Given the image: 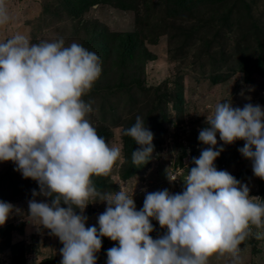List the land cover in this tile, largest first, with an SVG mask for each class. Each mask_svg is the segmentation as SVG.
Wrapping results in <instances>:
<instances>
[{"label":"clouds","instance_id":"9594fccd","mask_svg":"<svg viewBox=\"0 0 264 264\" xmlns=\"http://www.w3.org/2000/svg\"><path fill=\"white\" fill-rule=\"evenodd\" d=\"M10 20L6 0H0V26ZM101 64L95 52L76 42L65 46L63 38L31 43L17 33L0 41V161L14 162L24 178L37 181L40 191L33 190V197L51 198L30 200L28 215L59 238L60 264H96L102 237L118 241L107 250L106 264H208L214 254L241 264L240 244L253 235L264 239V233L252 232L253 226L264 228V203L229 172L217 170L214 161L223 151L216 147L217 134L224 144L245 141L238 151L264 180V108L218 103L206 116L209 126L199 132L198 140L209 147L193 158L185 190L148 193L137 210L133 193L105 195L92 180L108 176L121 157L119 147L97 134L88 119L91 104L83 99L100 77ZM122 134L141 146L132 152V163H146L154 146L145 121L137 116ZM97 199L105 211L98 228L86 227L83 211ZM12 210L0 201V226ZM151 219L167 229L163 236L149 235Z\"/></svg>","mask_w":264,"mask_h":264},{"label":"rangeland","instance_id":"374dc122","mask_svg":"<svg viewBox=\"0 0 264 264\" xmlns=\"http://www.w3.org/2000/svg\"><path fill=\"white\" fill-rule=\"evenodd\" d=\"M244 1L247 4L245 9L242 7L244 4L238 2H233V5L229 2L223 7L230 10L226 23L210 24L208 18L215 10L203 7L184 18L167 20L162 16L165 19L162 28H157V25L153 30L148 28L145 44L150 57L145 62L144 80L140 78L143 82L140 86L144 90L93 91L97 87L95 84H99L98 89L106 79H112L108 83L111 88L116 82L124 86L130 82L127 79L132 74L131 68L127 67L130 62H122L118 44L110 41L117 33L136 29L134 16L119 10L116 3L86 5L80 10L75 0H6L11 20L7 25L0 26V41L19 33L27 36L31 43L63 38L65 46H68L77 43L71 36L76 27L88 30V38H93L92 33L96 32L109 36L110 41L95 37L94 41H99L101 45L93 44L92 51L98 56L99 51L105 53L106 48L112 51L110 60L106 56L100 58L104 59L101 66H112L106 68L111 74L98 78L83 99L91 104L92 112L88 119L98 130V135L104 137L110 146L119 147L121 157L108 176L98 178L100 188L97 190L105 195L120 190L130 195L133 193L136 209L140 210L148 193L167 189L170 194H177L185 190L183 180L195 166L193 158H198L200 152L209 147L198 140L199 132L209 126L206 116L214 111L218 103L230 102L234 108L241 109L249 103L264 108V75L257 71H250L248 75L244 72L246 64L251 65L264 55V52L259 53L252 38L254 29H251L252 24L257 22L260 38L264 40V0ZM187 28H191L192 32H186L184 29ZM159 32L162 35H158ZM78 33L83 37L82 31ZM242 57L250 61L243 63ZM156 88L171 95L179 88L181 93L182 104L178 113L171 104L168 105L167 118L163 122L161 112L152 107ZM137 105H146L139 117L153 133L154 150L146 163L133 169L132 160L124 162L128 147L124 146L122 133L123 124L128 115L134 114ZM178 119L181 121L177 122ZM217 142V148L223 147L214 161L217 170L229 172L249 187L250 197H257L256 202L264 203V180L254 176L252 161L238 151L245 141L224 144L217 134ZM16 169L14 162L0 161V176L7 177L3 180L0 177V201L13 205L7 221L0 226V264H60L63 245L59 238L28 215L30 200L50 203L51 198L42 195L33 197V190L40 191L39 185L35 186L31 178H24ZM61 206L66 207L63 203ZM105 208V202L90 200L83 211V215L88 217L85 226L98 228V216ZM74 210L80 214L78 208ZM151 223L154 230L149 235L153 239L166 233L167 229L161 228L155 219H151ZM252 232L264 233V228L253 226ZM101 239L102 247L96 253V264H106L107 250L118 246V241L105 237ZM239 247L241 264H264V239L258 240L253 235ZM208 264H232V258L228 254H214Z\"/></svg>","mask_w":264,"mask_h":264},{"label":"trees","instance_id":"16d2710c","mask_svg":"<svg viewBox=\"0 0 264 264\" xmlns=\"http://www.w3.org/2000/svg\"><path fill=\"white\" fill-rule=\"evenodd\" d=\"M77 3V8L82 10L81 7L86 5H95V4H112L116 3V7L121 10V11H127L130 14H133L134 16V25H135V30L130 31V32H123V33H117L113 36L111 41L109 40V36L107 34L101 33L99 35V32L92 33L93 35L91 37L93 38H88L89 33L88 30L83 28V30L79 27H76V31L72 33L71 36H73L77 43L80 45L85 46L86 48H89L90 51L94 48V45H101V43H98L94 41L95 37H101V40H108L110 42H114L117 45V49L120 48V54H121V60L123 63H129L127 65L128 68H131L132 74L127 77V79H130V82L127 86H124L120 82H116L113 88L108 87V83L112 79H106L100 87L97 89L99 84H95L97 87L93 88V91L98 92V90H109L110 92H113L114 90H121L123 88H128V89H140L144 90L143 86H140L143 82L142 79L145 76V62L147 59L150 57V54L148 53L147 46L145 44V40L147 37V30L148 28L154 29L155 25L159 29L163 27L165 24V19L169 20L170 18H184L187 15L191 14L193 11L199 8H209L212 7L211 9L215 10L213 13L210 14L209 16V23H226L228 20V15L230 13V10L228 8H223L229 5V2H231V5H233V2L236 4L238 3H243L244 6H242L244 9L247 8V4L245 3L244 0H75ZM108 1V2H105ZM237 3V4H238ZM194 13V12H193ZM86 27V26H84ZM251 29L253 31V39L254 42L257 43V48L259 53L264 52V40H261V31L258 26V23L256 22L255 24H252ZM186 32L190 33L192 32L191 28L184 29ZM78 31L83 32V37L81 36V33H78ZM158 35H162L161 32H159ZM100 40V41H101ZM91 47V48H90ZM110 49H111V43H110ZM112 51L109 50V48H106L105 53H102L99 51V57L104 58H111L112 56ZM109 58V60H110ZM131 60V61H130ZM249 60V58H244L242 57L243 63H246ZM104 59H101V62H103ZM248 63V62H247ZM241 64V63H240ZM247 65V70H244L246 75L250 73V71H257L261 75H264V55L260 58L258 57L252 64L250 65L249 63ZM102 71L100 77H106L108 76V71H106L107 67H112L110 64L108 65H102ZM99 77V78H100ZM219 76H217L218 78ZM142 78V79H140ZM144 80V79H143ZM179 89V88H178ZM178 89L174 95L169 94L167 91H160L158 88L155 90L157 91L156 97H155V104L152 105V107L156 108L159 112H161L160 118L163 120H166L167 115H166V108L168 105L171 104V107L178 113V110L180 108V105L182 104V98H181V93L178 92ZM181 92V90H180ZM95 93V94H96ZM153 102V101H152ZM136 105L137 103L134 102ZM146 108V105H137V108L134 109L133 113L128 115V119L126 122L123 124L124 128L123 130L130 128L131 126L134 125L136 121V117L140 116V112H142ZM180 112V111H179ZM181 120L178 119L177 122H180ZM159 122V125H161V122ZM158 124V123H157ZM100 129V128H99ZM97 134L98 130L96 129ZM123 137V143L126 148L128 149L125 150L124 154V159L126 162L130 161L131 162V157H132V152L137 150L139 145L131 138L128 136H125L122 134ZM185 151V150H184ZM137 166L133 164V169L136 168ZM129 172V171H127ZM1 180L3 178H7L6 175H1ZM100 176H93L92 180L95 185V187L98 189L100 188V182L99 179ZM31 182L36 186L38 185L37 181L31 180ZM51 202V200H50ZM108 239L107 237H105ZM111 248V247H110ZM109 248V249H110Z\"/></svg>","mask_w":264,"mask_h":264}]
</instances>
